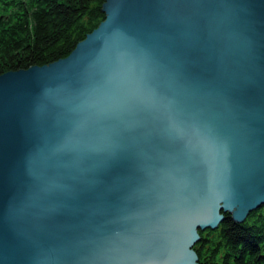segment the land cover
Instances as JSON below:
<instances>
[{"label":"water","instance_id":"1","mask_svg":"<svg viewBox=\"0 0 264 264\" xmlns=\"http://www.w3.org/2000/svg\"><path fill=\"white\" fill-rule=\"evenodd\" d=\"M64 58L0 74V264H198L264 206V0H105Z\"/></svg>","mask_w":264,"mask_h":264},{"label":"trees","instance_id":"2","mask_svg":"<svg viewBox=\"0 0 264 264\" xmlns=\"http://www.w3.org/2000/svg\"><path fill=\"white\" fill-rule=\"evenodd\" d=\"M105 0H1L0 74L66 57L103 19ZM199 232L198 264H264V206Z\"/></svg>","mask_w":264,"mask_h":264},{"label":"rangeland","instance_id":"3","mask_svg":"<svg viewBox=\"0 0 264 264\" xmlns=\"http://www.w3.org/2000/svg\"><path fill=\"white\" fill-rule=\"evenodd\" d=\"M1 1V0H0ZM2 5L0 4V15H3L5 12L2 10Z\"/></svg>","mask_w":264,"mask_h":264}]
</instances>
